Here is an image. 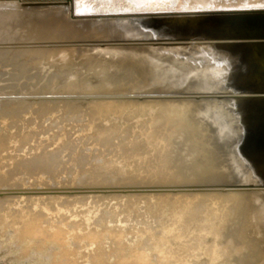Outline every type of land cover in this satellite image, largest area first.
I'll list each match as a JSON object with an SVG mask.
<instances>
[{
  "label": "bare ground",
  "instance_id": "obj_1",
  "mask_svg": "<svg viewBox=\"0 0 264 264\" xmlns=\"http://www.w3.org/2000/svg\"><path fill=\"white\" fill-rule=\"evenodd\" d=\"M44 2L46 5H44ZM21 10H25L24 12H26V15L33 16L35 20H38L37 17H45L46 20L48 19V23H46L47 28V25L52 26L51 22H58V27L65 32L64 35L70 33V31L78 32L80 34L86 33L88 37L84 39L94 41L92 44L86 45L81 44V42H76L77 45L73 47L71 46L73 44H70L72 41L69 40L70 42H64L66 41L64 37L63 39L47 38L44 40L25 39L23 40V42L26 41L25 43H27V41L35 42L32 45H26L36 46L34 51L25 48L16 49L15 51L17 56L29 53L32 58L38 55L45 58L53 56L52 54L57 55L65 53L66 51L64 50H72L73 48H87L94 50L96 54H94L93 57L96 60L97 69L93 67L95 70H93V72L90 71L92 73L88 74V76L93 86H108V88L101 89V91L104 92H87L90 95L164 96L165 91L157 87L156 83L152 84V81L160 79V76L156 75L151 69H146L144 65L141 66L140 62H143L146 57H161L164 56V53H167L173 54L176 57L178 56L177 59L180 60V62L183 61L186 65L185 73L189 80L193 78L196 79L194 82H190L188 87H185V90L187 91L186 93L193 97H198L200 95L219 96L215 99L212 98L213 100L208 99L209 101H207L206 99L205 101L194 102L192 105H189L190 108L192 107L194 109L192 111L194 114L191 113L192 118H188V114H190L191 110H186V106L184 110L189 112L188 114L184 113V110H181L180 114L183 112V115H185L184 117L188 116L187 118L191 119L186 121V118L184 121H191V123L190 125H186V122H182V124L180 123L182 134H179L178 136L180 140H183V143L180 142L179 145L183 144L182 146L184 148H182L181 152H173V148L168 150L166 146V148H164L163 144V148L167 149L170 153L166 156V160L164 159L165 161L162 164L163 168H157L159 172H162L163 175L161 176V181L164 182L152 184L153 186L149 191L148 188H150L149 185L151 184H147L149 187L147 189L142 188L145 191L140 193H131L130 191V193L127 192L125 194L115 192H110L109 194L111 196H117L120 199H127L130 197L133 198L135 195L148 200V202L151 200L154 204L163 203L162 205H169L170 209L167 214V221L171 224L167 228L171 227L172 229H175V226H178L177 224L180 223L189 224L190 227L185 230L186 233H192L195 235L187 236L189 234H184L185 231L180 229L182 228L180 227L179 229L183 232L180 231V233H177L176 231H170L172 233V237L170 239L180 242L182 239H189V237H192L189 240H193L195 242L199 237L203 236L204 233H209V247L207 248V253L209 254V264H264V42L256 41L260 39L258 37H264V16H250L248 18L240 19L237 18V16H221L223 14L263 12L264 0H0V16L9 15L14 19H19L25 15ZM19 41L20 40H0V45L8 46L14 42L19 43ZM119 41L124 42L118 43ZM149 43H154L152 44L153 47L148 46L147 44ZM172 44H188L190 46L172 47ZM81 45H85V47H81ZM133 50H143V52L134 53L135 55L133 56V59L135 62L132 66L137 67L127 69V66L131 64L127 61L128 56L126 54L129 51L133 52ZM13 52L14 51L10 50V48L3 49L2 46L0 48V56H5L8 53L14 54ZM78 52H80V50ZM114 57H120L121 59L117 61ZM90 59L92 58H89V60ZM84 60L86 59L82 58L80 62H83ZM15 66L18 67L19 63ZM87 67H89V65ZM173 83L175 82L173 81ZM12 94L21 93L18 92ZM178 100L179 99H177V101ZM145 101L142 103H145ZM17 102L15 103V105H17L15 108L17 109L14 108L12 110V107H9L11 110L8 108L7 110H4V112H8L7 116L14 113L16 115H20L22 113V109H24L22 107L30 103L23 102L24 104H19ZM164 102L167 101L164 100ZM164 102L160 101V104H163V106L165 105L163 108L167 105L170 106V102H167V105ZM185 102L187 101H183V103ZM11 103L12 102L9 101H1L0 107L3 104L5 106ZM126 103L128 102L126 101ZM187 103L189 104V102ZM117 105L122 106L120 103ZM184 105H186V103L183 104L182 107ZM189 106H187V108ZM170 107H166L165 109L168 110H163V114L169 115L168 111L170 110ZM176 108L178 107L176 106ZM0 109H2V107ZM171 111L169 112L172 113ZM177 111L173 112L176 114ZM180 114L178 115L177 113L178 118ZM167 115H164V117ZM4 117L5 116L1 112L0 118ZM173 117L175 119V115ZM167 118L169 117L167 116ZM181 118H183L182 115L179 119ZM179 119H177V121ZM4 123L2 122V124ZM7 123L5 124L6 126L9 124ZM168 123L170 122L168 121ZM168 123L165 124L168 125ZM64 127L65 126H63V128ZM66 128L67 127H65V129ZM41 129L34 130L33 127V130L31 131L39 132ZM13 131L10 132L12 133ZM25 131L28 132V130ZM171 131L169 132L170 134H172ZM60 134L63 135L62 132ZM68 134L69 132L67 135ZM67 135H64V138H67L65 137ZM115 135L116 128L111 126L99 129L96 139L102 145H105L106 149L109 150V153L113 154H115L117 144L120 145L123 152H128L127 148L129 147L132 148V146L128 147L130 144L136 145L137 143V145H139L138 143H143L146 145L141 139L134 140V142L130 141L129 137L131 135L129 134V136L128 133L123 136ZM171 137L172 136H170L169 140H171ZM9 138L10 136H8V134H3L1 137L0 164L2 153L4 151L3 146ZM29 138V136H25L21 139V142L24 143L28 141ZM46 138L48 139V137ZM147 138L151 139L152 137L147 136ZM147 138L144 139L147 140ZM60 139H63V136ZM174 140L176 141L178 139L174 138ZM174 140L172 142H175ZM57 141L60 140L57 139ZM165 142H167V140ZM11 144H13L12 141ZM171 144H169L170 147ZM126 145L127 148H125ZM139 146H141V144ZM173 146L174 149H177L176 147H178L176 145ZM208 146L209 153L212 151L213 147H215L218 151L221 150L223 153L224 159L220 165V169L222 170V174H220L222 176L220 178H222V182L211 183L213 181L212 180L210 183H206L208 182L207 178H205L206 176H203L204 179L202 180V177L200 178V176H202L200 174V171L202 170L200 169L202 168H205L207 172L209 171L210 177L208 176V180H210L214 176L215 172H217L210 166V164L209 166L206 164L201 165L196 161V155L200 156L204 151L203 150L201 152V150ZM7 147L10 148L9 144ZM53 147L57 148L56 146ZM147 147L148 146H146V148ZM142 148H144V146H142ZM66 149H69V147L52 152H42L37 150L38 152L34 151L31 156H28V158L24 155L22 156L25 158H20L18 155V157L16 156L17 158L15 157L14 160L10 161L8 159L11 163L4 169L3 172L0 171V186L9 188L22 187L19 183L20 177H17L18 173L22 176V174L32 175L37 172H42L47 174L49 178L53 179L58 172L63 169L64 152ZM117 155L118 154H116V156ZM73 161L79 164L84 162L85 158L83 155H79L74 157ZM20 169H24V171H21ZM157 169L156 171H158ZM206 170L202 172L204 175ZM198 174V178L201 180V185H199L200 183L192 184L190 181H183L186 179L188 180L190 177L191 178L189 180L192 178L194 180V177H197ZM140 177L141 175L139 172L130 173L128 176H123L120 180H118L119 183H123L119 185L128 187L134 185L136 186L139 184L137 182ZM89 178L91 179L92 184H86L83 187L98 188L111 186L109 184L110 179L102 174H90ZM198 178H195V180H198ZM79 180L77 184H80ZM195 180L194 182H196ZM113 181L114 180H112V182ZM182 182H188L189 184ZM191 182L193 181L191 180ZM198 182L199 180L197 183ZM144 185L147 186L146 184ZM32 187L40 188L42 186L37 185ZM43 193H40V195L42 196ZM79 195L85 194L80 193ZM54 196L52 195L46 197L53 198ZM248 199H251L250 203L246 202ZM208 200L209 208L213 209L220 206H232L234 210L242 208V210L238 211L233 225L230 227L225 226L222 233H215L213 224L215 220H218L219 215L214 214V212L210 211V209L204 215H198L199 212L202 211L203 207L208 205L206 203ZM11 201L12 199L2 200L0 202V209L6 208ZM129 201L131 202V199ZM122 202H124V200ZM30 204L31 203L29 202L25 206ZM48 206H50V208H54V204H51L50 202H48ZM123 207L124 206H122V208ZM139 208L140 206L137 210ZM41 209L42 207L39 206V211H36L34 215L31 214L30 216H24L23 211H12L10 214L12 216L11 219L17 222L21 235L26 236L30 233H45L39 219V215L44 212V210ZM123 210L125 211V209ZM246 211H249V213L245 214ZM122 212L123 211H121V213ZM126 212L128 211L126 210ZM134 212H136V210ZM116 213V215H118V212ZM211 213L213 214L210 215ZM199 220L201 222L200 225L195 224V226H191L193 222ZM208 223L209 226H207ZM198 226L200 229L205 227V231L200 230L201 233L195 234L194 228L197 227L198 229ZM108 231L105 230V232ZM47 232L49 233L45 234H51L50 236L55 241H60L63 237V231L59 227H55L51 232ZM93 233L95 234L94 231ZM110 234L112 235L113 233L111 232ZM96 235L97 234H95V236ZM201 239L203 238L201 237ZM196 242L197 243H192L194 244L193 246L196 244L198 246L199 240ZM177 244L180 245V243ZM188 244H190V242H188L187 245H184L186 246V249H190L192 246L191 245L187 248ZM222 245L224 246L220 247ZM166 247H168V245ZM196 247L194 248L196 249ZM171 249V251H168L169 253L173 251L176 256H180L181 258L182 255L184 256L186 253L183 252L184 254L182 253V255H179V251H181L180 249L179 251L175 249V247ZM183 249L185 248H182V251H184ZM192 250L193 248L190 249V251ZM99 255L97 254L96 257L98 258ZM117 255L118 260L115 264H148L149 261L147 256H143L135 251H128L127 248L122 246L121 249L118 250ZM164 257L165 256H163V260ZM185 257L186 256L183 258ZM183 258L180 260H184ZM65 259L67 258L65 257L64 260L60 259L59 262L62 263ZM180 260L177 262H181ZM98 264L108 263L100 261Z\"/></svg>",
  "mask_w": 264,
  "mask_h": 264
},
{
  "label": "rangeland",
  "instance_id": "obj_2",
  "mask_svg": "<svg viewBox=\"0 0 264 264\" xmlns=\"http://www.w3.org/2000/svg\"><path fill=\"white\" fill-rule=\"evenodd\" d=\"M21 11L25 15H23L19 19H14L9 15L0 16V40H20V44L14 42L12 44H9L8 46L0 45V48L2 46L3 49L10 48V50L14 51V54L8 53L5 56H0V102H12L11 104H7L5 106L3 104L1 106L2 109H0V113L2 112L5 116L4 118H0V131H2L0 132V144L3 134H8V136H10V138L6 140L3 146L4 151L2 153L0 171L3 172L4 169L11 163L10 161L14 160L16 156L18 157V155L20 156V158H25L26 156L28 158V156H31L34 151L52 152L66 147H69V149H66L64 152L63 169L59 171L53 179L49 178L47 174L42 172H37L32 175L22 174V176L17 172V177H20L19 183L22 187L9 188L0 186V202L4 199H12V201L6 208L0 209V264H98L100 261H105L108 264H115L118 260L117 253L118 250L121 249V246L127 248L128 251H135L143 256H147L149 258L148 264H174L175 262L179 264H188V262L189 264H209V254L207 253V248L209 247V233H204L203 236H201L203 239L199 237L196 240H199L198 246L197 244L193 246L194 244L192 243L197 242L189 240L192 237H189V239H182L180 242L174 241L170 239L172 237V233L170 231H176L177 233H180V229H183L185 231L190 227V225L180 223L177 224L178 226H175L177 230L176 228H167L171 224L167 221V214L169 213L170 209L169 205H162L163 203L154 204L151 202V200H149L148 202V200L135 195L133 196V198L130 197L127 199H120L117 196H111L109 193L115 192L125 194L127 192L130 193V191L131 193H140L145 191L143 189H147L149 186L150 188H148V191L151 190L153 186L152 184L164 182L161 181V176L163 174L161 171L159 172L157 168H163L162 164L166 160V156L170 154L168 152L170 148H173V152L182 151L183 144L179 145V143H183V140H180L178 135L182 134V129L180 127L182 122L185 123L186 121L191 120L188 118H192L191 113L194 114V112H192L194 109L192 107L191 109L189 105H192L194 102L205 101L206 99L207 101H209L212 98L215 99L219 96L200 95L198 97H193L186 93L187 91L185 90V87H188V84H190V82H194L196 79L193 78L189 80L185 73L186 65L183 63V61L180 62V60L177 59L178 56L176 57L173 54L167 53H164V56L161 57H146L143 62H140L141 66L144 65L146 69H151L156 75L160 76V79L153 80L152 84L156 83L157 87L164 90V96L90 95L87 92H104L101 91V89L108 88V86H93L88 76V74L92 73L93 70L97 69V63L95 58L93 57V55L96 54L94 50L87 48H75L77 50H75L74 48L72 50L67 49L64 50L66 51L65 53L57 55L52 54L53 56H48L49 58H42V56L40 55H38L40 58L38 56H36L38 58H32L29 53L22 56H17L15 51L16 49L18 50L22 48L31 49V51H34V48H36V46L31 45L35 42L27 41V43H25L26 41L23 42V40L25 39L44 40L47 38L63 39L64 37L66 39V41L64 42L72 41L70 44H73L71 45L73 47L77 45L76 42H81V44L86 45L92 44V42L94 41L85 40L84 38L88 37L86 33L80 34L78 32L70 31V33L64 35L65 32L58 27V22H51L52 26L47 25V28L46 23H48V19L46 20L45 17H37L38 20H35L33 16L26 15V12H24L25 10ZM123 42L124 41H119L118 43ZM27 44L31 45L26 46ZM152 44L154 43H149L147 45L153 47ZM85 45H81V47H85ZM171 46L189 47L190 45L172 44ZM78 49L80 50V52H78ZM135 52L140 53L143 52V50H133V52H127V61L131 64L129 65L130 68L129 66H127V69H131L134 67L132 65L135 62V60L133 59V56L136 54ZM82 58L86 60L80 62ZM89 58H92L93 60H89ZM114 58L117 59V61L121 59L120 57ZM18 63L19 66L16 67L15 65ZM86 65H89L90 68ZM93 67L95 69H93ZM172 80L175 83H173ZM18 92H20L21 94H12ZM177 99L179 100L177 101ZM156 100H160L162 102H164L165 100L167 102H170L169 105L171 107L167 105V102L164 103H167L166 107H170L169 111L172 110V113L168 111L169 115L163 114V110L166 111L168 109H165L166 107L163 108L165 105L163 106V104H160V101ZM126 101L129 104L126 103ZM143 101H145V103H142ZM183 101L189 102V104L185 102L186 105L183 106L184 108L182 107V105L185 104L183 103ZM16 102L19 104L23 102H30V106L29 104L23 106L22 108L24 109H22V113L20 115H16L14 113L7 116L8 112L6 113L4 112V110H7V108L9 110H13L15 106H17L15 105ZM177 102L183 104L180 105ZM116 103H120L122 104V106L117 105ZM137 103L140 104L138 105ZM176 106L178 108H176ZM185 106L186 110H191L190 114H188L189 112H186L184 110ZM187 106L189 107L187 108ZM9 107L12 108L10 109ZM171 108H173L174 110ZM175 109H177L178 111ZM181 110H184L183 112L187 113L189 117H184L185 115H183V112L182 114H180ZM173 111H177L176 114ZM177 113L178 115L180 114L179 118L182 115L184 119H179ZM164 115H167L169 118H167V116L164 117ZM174 115L175 119L173 117ZM177 119L179 120L177 121ZM7 120L9 124L7 123ZM168 121L170 123H168ZM2 122L5 123L2 124ZM6 123L8 124L7 126L5 125ZM165 123H168V125H166ZM190 123L191 121L186 122L185 124L190 125ZM63 126L67 127L66 129L68 131L65 129V127L63 128ZM111 126L116 128L115 136H123L128 133V135H131H129L130 141L134 142V140L141 139L146 145H144L143 143H138L139 145L141 144V146L137 145V143L136 145H128V147L132 146V148H127L126 145L125 148H127L128 152H123L120 148V145L117 144L115 154L109 153V150L106 149L105 145H102L96 139V136L99 129ZM27 127L29 129L31 127L32 128L29 130ZM33 127L34 130L41 129L43 127L41 129V131H43H31L33 130ZM25 130H28V132ZM10 131L13 132L11 133ZM170 131L172 132V134L169 133ZM61 132L63 133V135L60 134ZM68 132L69 136L67 135ZM80 132H82L84 136ZM64 135H67L65 136L67 138H64ZM25 136H29L30 138L28 139V141L22 143L21 139ZM44 136L48 137V139ZM62 136L64 140L60 139ZM147 136H151L152 138H147ZM165 136L167 137V139ZM170 136L173 137V140L174 138L178 139L176 140L177 143L175 140V142H172V137L171 140H169ZM144 138H147V140H145ZM57 139L60 141H57ZM166 140L167 142H165ZM11 141L13 142V144H11ZM15 142L19 143L16 144ZM8 144L10 148L7 147ZM163 144L164 148L167 147L168 150L163 148ZM169 144H171V147ZM173 145L178 146L176 148L180 150L174 149ZM53 146H56L57 148ZM142 146H144V148L148 146L146 148L147 150L142 148ZM201 152L202 154L200 156L196 155L197 163L201 165L206 164L208 166L210 164V166L217 171L215 172L214 176L210 180H208V178L210 177L209 171L207 172L205 168L200 169L202 170L200 171V174L202 175L200 176V178L202 177L201 180L204 179L203 176H206L205 178H207L208 181L206 182L204 180L206 183H210L212 180L213 181L211 183L222 182V178H220L222 176L220 175L222 174L220 165L222 160L224 159V156L221 150L218 151L215 147H213L212 151L209 153L208 146L202 149ZM116 154L118 155L116 156ZM22 155H24L25 157ZM79 155H83L85 161L78 164L73 161V158ZM156 169L158 171H156ZM20 170L24 171V169ZM204 170H206L205 175L202 173L204 172ZM136 172H139V174L141 175L140 179L137 182L139 184L129 187L119 185L123 184L119 183L118 181L123 176H128L130 173ZM90 174H102L108 177L110 179L109 184L111 186L98 188L83 187L86 184H92L91 179L89 178ZM83 176H86V180ZM82 177L84 180L82 179ZM198 177L199 174L197 177H194V180ZM190 178H188V180L184 178L186 180L183 181H190V183L192 184L200 183L199 185H201L200 178H198V183V180H195L196 182H194L193 178L191 179L193 182H191V180H189ZM78 180L80 181V184H77ZM112 180H114L115 182H112ZM188 182L182 183L189 184ZM144 184L151 185L145 186ZM37 185H41L42 187H32ZM43 192L45 193V195ZM40 193H43V195L41 196ZM80 193H84L85 195H79ZM52 195L55 196L53 198L46 197ZM130 199L131 202L129 201ZM120 200H124V202ZM125 200L130 203L126 202ZM250 201L251 199H248L246 202L250 203ZM29 202L31 203V206H25ZM48 202L54 204V208H50V206H48ZM206 203L208 205L206 207H203L202 211H200L198 215H204L208 212L209 209L210 211H213L214 214L219 215L218 220H215V222L213 223L215 233H222L225 229V226H232L235 222L238 211L242 210V208L234 210L232 206H220L213 209L209 208V200ZM39 206L42 207L41 210H44L43 214L39 215L41 225L45 230L44 232L49 233L47 231L51 232L55 227L61 228L63 231V237L60 241H55L50 236L51 234L46 235L45 233H30L26 236H23L20 233L17 222L11 219L12 216L10 214L12 213V211H23L24 216H30L31 214L34 215L36 211H39ZM122 206L124 207L122 208ZM139 206L140 208L137 210ZM119 207H121L122 209ZM123 209H125V211ZM126 210L129 213L126 212ZM135 210L136 212H134ZM121 211L123 212L121 213ZM116 212H118V215H116ZM123 213L127 214L125 215ZM248 213L249 211L245 212V214ZM212 214L213 213H211L210 215ZM200 223V220L195 221L191 224V226H195V224L200 225ZM207 226H209V223ZM122 228L126 231H123ZM105 230L108 232H105ZM200 230L205 231V227H202V229H200L199 226L198 229L197 227L194 228L195 234L201 233ZM93 231L95 232V234H97L96 236ZM111 232L113 233L112 235L110 234ZM184 234H189L187 236H195L192 233H186V231ZM184 241L186 242V244ZM187 241L190 242L187 248L192 245L190 248H193L192 251H190V249H186V246H184L187 245ZM169 242L172 245H170ZM177 243H180V245ZM113 245L115 246V248ZM165 245H168V247H166ZM224 245L220 247H223ZM163 246L164 248H166L164 249ZM174 247L178 251L179 249L181 250L179 251V255H182L183 252H186L184 255L186 256V260L185 258H183V255L182 258L184 260H180L182 258L180 256H176L173 251L170 253L168 252L171 251V248ZM194 247H196V249ZM182 248H185L186 251L185 249H183L184 251H182ZM97 254H100L98 258L96 257ZM163 256H165L164 260ZM65 257L67 259H65L64 262L60 263L59 260H64ZM178 260H180L181 262H177Z\"/></svg>",
  "mask_w": 264,
  "mask_h": 264
},
{
  "label": "water",
  "instance_id": "obj_3",
  "mask_svg": "<svg viewBox=\"0 0 264 264\" xmlns=\"http://www.w3.org/2000/svg\"><path fill=\"white\" fill-rule=\"evenodd\" d=\"M44 5H46V3L44 2ZM50 5H54V4H50ZM222 17H229V16H237V18H248L250 16H264V11L263 12H251V13H237V14H223L221 15ZM201 17V16H198ZM260 39L256 40L258 42H264V37H258ZM262 38V39H261ZM255 40V39H254ZM261 40V41H260Z\"/></svg>",
  "mask_w": 264,
  "mask_h": 264
}]
</instances>
